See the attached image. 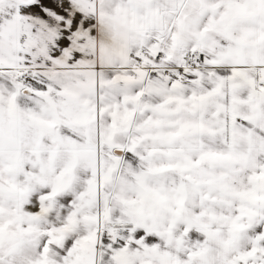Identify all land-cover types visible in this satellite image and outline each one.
<instances>
[{
	"label": "snow or ice",
	"instance_id": "obj_1",
	"mask_svg": "<svg viewBox=\"0 0 264 264\" xmlns=\"http://www.w3.org/2000/svg\"><path fill=\"white\" fill-rule=\"evenodd\" d=\"M0 264H264V0H0Z\"/></svg>",
	"mask_w": 264,
	"mask_h": 264
}]
</instances>
